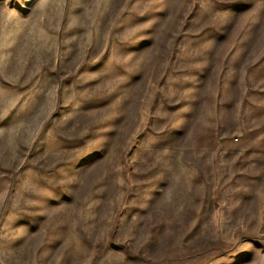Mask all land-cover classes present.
<instances>
[{
	"label": "rangeland",
	"instance_id": "obj_1",
	"mask_svg": "<svg viewBox=\"0 0 264 264\" xmlns=\"http://www.w3.org/2000/svg\"><path fill=\"white\" fill-rule=\"evenodd\" d=\"M0 264H264V0H0Z\"/></svg>",
	"mask_w": 264,
	"mask_h": 264
}]
</instances>
